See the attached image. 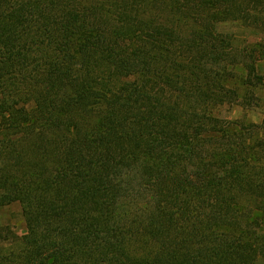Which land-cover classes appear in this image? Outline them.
Here are the masks:
<instances>
[{"label": "trees", "instance_id": "obj_1", "mask_svg": "<svg viewBox=\"0 0 264 264\" xmlns=\"http://www.w3.org/2000/svg\"><path fill=\"white\" fill-rule=\"evenodd\" d=\"M229 22L264 0H0V264H264V120L216 114L264 45Z\"/></svg>", "mask_w": 264, "mask_h": 264}, {"label": "rangeland", "instance_id": "obj_2", "mask_svg": "<svg viewBox=\"0 0 264 264\" xmlns=\"http://www.w3.org/2000/svg\"><path fill=\"white\" fill-rule=\"evenodd\" d=\"M221 32L232 35L234 37V43L236 48L252 47L257 45H264V32H261L255 28H248L241 23L229 22L221 25ZM260 71L264 74V64H260ZM241 68V67H239ZM239 74L244 76V71H238ZM135 78L122 79L117 82L119 85L134 81ZM231 84V83H230ZM235 88H238L240 96L245 95V89L237 84H231ZM255 100L249 98L253 104L251 107H241L239 105H224L217 108L216 114L221 119L227 120H244L245 122L253 121L255 123H261L264 120V88L254 89ZM0 230L5 231V235L10 239L18 237V239L24 237L27 234V225L24 218L22 206L18 203H13L0 208ZM8 242H0V249L7 248ZM18 243L15 242V244ZM12 244L10 246H14ZM9 246V247H10ZM136 245H134V249ZM263 264V263H259Z\"/></svg>", "mask_w": 264, "mask_h": 264}]
</instances>
